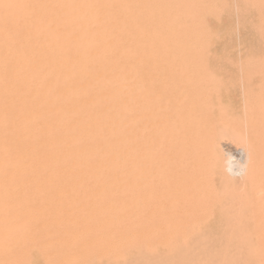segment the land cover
<instances>
[{"label":"bare ground","instance_id":"bare-ground-1","mask_svg":"<svg viewBox=\"0 0 264 264\" xmlns=\"http://www.w3.org/2000/svg\"><path fill=\"white\" fill-rule=\"evenodd\" d=\"M89 8L0 0V264L12 261L7 232L23 226L13 216L27 212L13 202L83 181L97 186L78 200L101 207L108 251L133 236L122 227L136 217L151 246L201 247L204 264H264V102H153V79L85 45ZM238 150L244 174L229 175Z\"/></svg>","mask_w":264,"mask_h":264},{"label":"rangeland","instance_id":"rangeland-1","mask_svg":"<svg viewBox=\"0 0 264 264\" xmlns=\"http://www.w3.org/2000/svg\"><path fill=\"white\" fill-rule=\"evenodd\" d=\"M87 2L85 45L105 46L98 53L121 55L137 78L153 79V102H264V0ZM217 115L225 123L234 119L226 109ZM243 156L238 150L229 161L236 166ZM76 185L46 183L28 201L13 202L27 212L15 214L12 222L23 226L7 232L11 246L5 255H12L11 264H204L201 247L146 243L136 217L124 218L122 227L123 238L133 236L108 251L112 238L102 226L101 207L78 200L83 190L94 195L97 186Z\"/></svg>","mask_w":264,"mask_h":264},{"label":"clouds","instance_id":"clouds-1","mask_svg":"<svg viewBox=\"0 0 264 264\" xmlns=\"http://www.w3.org/2000/svg\"><path fill=\"white\" fill-rule=\"evenodd\" d=\"M225 170L227 171L229 175L241 176L244 174L243 167L234 166L231 162H229Z\"/></svg>","mask_w":264,"mask_h":264}]
</instances>
